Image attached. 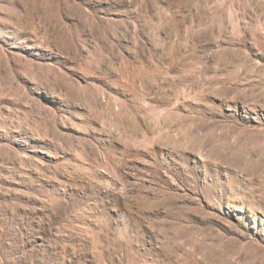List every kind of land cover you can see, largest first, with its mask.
I'll list each match as a JSON object with an SVG mask.
<instances>
[{
  "label": "rangeland",
  "instance_id": "1",
  "mask_svg": "<svg viewBox=\"0 0 264 264\" xmlns=\"http://www.w3.org/2000/svg\"><path fill=\"white\" fill-rule=\"evenodd\" d=\"M0 264H264V0H0Z\"/></svg>",
  "mask_w": 264,
  "mask_h": 264
}]
</instances>
